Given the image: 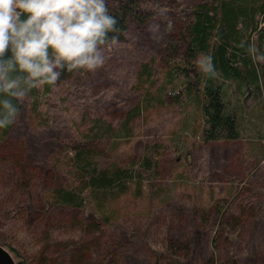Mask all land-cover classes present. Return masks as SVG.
I'll return each mask as SVG.
<instances>
[{
    "label": "rangeland",
    "instance_id": "obj_1",
    "mask_svg": "<svg viewBox=\"0 0 264 264\" xmlns=\"http://www.w3.org/2000/svg\"><path fill=\"white\" fill-rule=\"evenodd\" d=\"M137 1L148 6L146 19L129 23L125 37L107 50L104 67L95 74L64 75L36 116L23 110L0 143V245L16 264H75L81 249L79 264H96L106 254L103 264H264V123L252 114L241 138L203 142L197 127L193 133L185 130L184 112L171 99L144 107V95L152 99L161 90L167 69L164 41L176 34L165 31L154 5H171L174 10H164L177 28L185 18L179 10L198 0ZM154 23L159 24L155 33L150 30ZM147 72L153 84L143 81ZM136 107L130 135L100 142L102 162L128 165L153 151L157 175L152 190L148 182L140 190L132 184L103 210L107 223H99L91 201L76 210L48 204L51 188L68 180L67 168L61 171L60 165L65 144L79 139L95 118L120 126ZM4 161L14 166L5 168ZM216 198L222 201L223 221L219 214L204 218L200 212L211 209ZM250 199L263 202V209H242ZM100 231L106 247L99 245ZM180 238L189 245L185 255L163 252V240ZM211 243L219 250L215 261H209ZM70 244L72 250L61 256Z\"/></svg>",
    "mask_w": 264,
    "mask_h": 264
},
{
    "label": "trees",
    "instance_id": "obj_2",
    "mask_svg": "<svg viewBox=\"0 0 264 264\" xmlns=\"http://www.w3.org/2000/svg\"><path fill=\"white\" fill-rule=\"evenodd\" d=\"M106 3L109 14L117 20L118 29V32L108 33V39L113 36L117 41L123 39L129 23H141L146 19L145 8L148 6L142 2L107 0ZM159 4L163 9L174 10L171 5L161 2ZM149 6H152V2ZM181 11L185 14L182 24L174 27L176 34L166 37L164 41L167 69L161 90L155 99H147L144 95V107L164 103L169 98L184 112L185 130L193 133L194 127H197L201 141L239 139L252 114L261 117L259 122L264 123V64H254L246 52L254 34H258L255 43L259 52L264 54V0H198L191 8L181 9L179 13ZM242 42H245L244 47H239ZM201 54L213 57V63L221 73L219 78L206 80L204 74L200 72L195 61ZM7 55L10 56V53ZM58 71L59 80L64 75L75 73L65 69ZM143 81L154 83L149 79L148 72ZM52 88L51 85H44L42 88L33 89L19 105L20 113L25 110L29 116H36ZM250 98L254 101L252 106L247 103ZM138 113L139 108H134L116 128L100 118H95L92 126L82 132L79 139L74 143L70 141L65 144L64 159L60 162L56 158L55 163L58 165L60 162L61 171L62 166L67 168L65 174L68 180L51 188L48 204L51 203L60 209L76 210L87 206V202L91 201L99 212L97 213L99 223H107L109 219L103 210L111 201L129 190L132 184L140 190L141 184L148 182L151 185L149 190H152L151 181L157 175V161L153 151H145L128 165L115 160L102 162L100 142L111 137L116 141L130 135L132 132L130 121ZM12 128L13 125L0 130V143L8 138ZM3 145L12 148L7 142ZM3 159L10 160L13 164L16 162L12 156ZM4 166L10 168L14 165L4 161ZM167 196L165 195L164 199ZM221 206V199L216 198L211 209L202 207L200 212L205 214L204 218H210L212 213L219 214V221H223L224 213ZM254 206L263 209V202L245 200L241 208ZM222 227L221 225V229ZM217 232L219 233V228ZM236 234L235 229L230 232L232 238ZM97 238L99 245L107 246V239L101 231ZM163 241L162 249L166 254L172 255L178 250L185 255V251L189 250L184 238H180L179 241ZM211 245L209 261H215V254H218L219 250L216 244ZM72 248L71 244L63 247L61 256ZM80 251L82 252V249ZM81 252L76 253L77 257L72 259L75 264L82 261ZM104 256L98 257L96 264H103L108 254ZM172 263L180 264L174 260Z\"/></svg>",
    "mask_w": 264,
    "mask_h": 264
},
{
    "label": "clouds",
    "instance_id": "obj_3",
    "mask_svg": "<svg viewBox=\"0 0 264 264\" xmlns=\"http://www.w3.org/2000/svg\"><path fill=\"white\" fill-rule=\"evenodd\" d=\"M153 10L165 31H172L167 11L159 3ZM116 24L106 0H0V130L17 123L19 105L33 89L57 85L58 69L92 74L102 69L107 50L119 44L115 36L108 39V33L118 32ZM150 30L157 32L159 24ZM257 35L246 52L259 65L264 54ZM195 63L206 80L220 77L211 55L201 54Z\"/></svg>",
    "mask_w": 264,
    "mask_h": 264
},
{
    "label": "water",
    "instance_id": "obj_4",
    "mask_svg": "<svg viewBox=\"0 0 264 264\" xmlns=\"http://www.w3.org/2000/svg\"><path fill=\"white\" fill-rule=\"evenodd\" d=\"M0 264H14L11 255L0 245Z\"/></svg>",
    "mask_w": 264,
    "mask_h": 264
},
{
    "label": "flooded vegetation",
    "instance_id": "obj_5",
    "mask_svg": "<svg viewBox=\"0 0 264 264\" xmlns=\"http://www.w3.org/2000/svg\"><path fill=\"white\" fill-rule=\"evenodd\" d=\"M3 247V246H2ZM8 253H9V251L8 250H6ZM11 258H12V256H11ZM13 259V258H12ZM13 261H14V264H16V262H15V260L13 259Z\"/></svg>",
    "mask_w": 264,
    "mask_h": 264
},
{
    "label": "bare ground",
    "instance_id": "obj_6",
    "mask_svg": "<svg viewBox=\"0 0 264 264\" xmlns=\"http://www.w3.org/2000/svg\"><path fill=\"white\" fill-rule=\"evenodd\" d=\"M212 246V245H211Z\"/></svg>",
    "mask_w": 264,
    "mask_h": 264
}]
</instances>
